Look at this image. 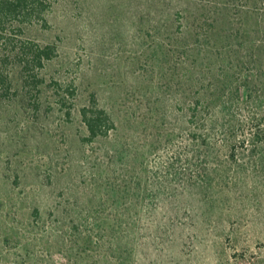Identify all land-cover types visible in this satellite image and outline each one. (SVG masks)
<instances>
[{"label": "rangeland", "instance_id": "1", "mask_svg": "<svg viewBox=\"0 0 264 264\" xmlns=\"http://www.w3.org/2000/svg\"><path fill=\"white\" fill-rule=\"evenodd\" d=\"M246 5L53 0L26 29L56 47L38 97L17 80L0 93V264H264V149L240 145L264 130V48ZM198 91L208 149L177 102ZM92 95L115 127L89 142L79 109ZM197 173L209 174L199 186Z\"/></svg>", "mask_w": 264, "mask_h": 264}, {"label": "trees", "instance_id": "2", "mask_svg": "<svg viewBox=\"0 0 264 264\" xmlns=\"http://www.w3.org/2000/svg\"><path fill=\"white\" fill-rule=\"evenodd\" d=\"M248 2L250 5H246L244 14H251L255 17L253 31L255 34L257 33L260 39H258L259 41L254 42H258L259 44L258 51L260 49L261 52H263L264 0H248ZM52 4L53 0H0V93L2 96H6L11 92L14 88V80H17L20 83L18 86L20 89L25 91V93L37 94L38 97L44 83L41 71L45 67V64L56 56V47L52 44L41 45L40 43L35 42L26 34V29H29L34 25L45 24L46 16L51 10ZM212 22L218 24V19H213ZM182 26H184V29H187L188 24L183 23ZM210 26L212 27V25ZM243 27V32H248V29H250L247 26V23L244 24ZM216 35H218V33ZM195 36L196 39L201 36H205L207 39L209 37L211 38L210 35L208 36V33L203 34L202 32L197 33ZM224 36L228 37L227 35ZM212 39H215V35H212ZM193 46L194 45L182 46L180 48L182 56L192 51L197 50L198 53L202 51L201 48L197 49V46L195 48ZM224 48L226 47L223 45V49ZM215 51H217V49H215ZM245 54L251 61V54L248 52ZM262 59L263 55H259L256 61L261 63ZM185 76L186 75L183 74L181 75V78L184 79ZM252 79V75H248V77L245 78L246 81H244L243 91L246 99L251 97L249 84L252 83ZM56 88L61 89V86L56 84ZM67 92L71 96L73 95V89L72 91L68 90ZM64 101H66L65 97L58 93L57 104L62 106ZM177 102L180 112L186 118L185 123L190 126L193 125L189 138L192 139V142H196L198 146H201V148H210V138L214 133V123L210 119L211 126L208 128L205 127L206 117L208 116V113L205 112L206 109L210 108L207 99L200 97L198 91L195 96L189 98V100L187 99L186 101V99L179 98ZM67 112L69 115V109ZM79 115L87 132L86 139L89 142L108 137L109 132L115 127L110 114L99 107L98 101L94 95L91 96L88 105L79 109ZM244 118V123L250 127L252 124L251 118L248 117V115ZM197 123H201V127L203 128V131L201 130L199 133L198 129L200 130V126H198ZM259 127V123L257 122L253 125L250 131H247L242 135L243 139L240 142L242 148L253 147L254 149L259 148V150L264 149V130H261ZM233 152L234 146L231 147L232 155ZM197 157L199 160V151ZM199 162V166H201L202 162ZM205 168L207 167H202L199 171L205 172L210 168V172L218 171L217 165H212L211 167H208L209 169ZM207 173H209V171ZM199 174L200 173H197L193 178L195 181L191 183L192 185L199 186L202 179L204 181L207 180L209 175L204 173V176L201 177V179L198 178L200 177L198 176ZM196 177L198 179H196Z\"/></svg>", "mask_w": 264, "mask_h": 264}]
</instances>
